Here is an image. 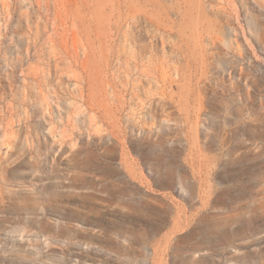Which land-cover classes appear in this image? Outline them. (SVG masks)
Masks as SVG:
<instances>
[{"label": "rangeland", "instance_id": "rangeland-1", "mask_svg": "<svg viewBox=\"0 0 264 264\" xmlns=\"http://www.w3.org/2000/svg\"><path fill=\"white\" fill-rule=\"evenodd\" d=\"M0 264H264V0H0Z\"/></svg>", "mask_w": 264, "mask_h": 264}]
</instances>
